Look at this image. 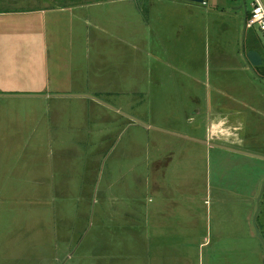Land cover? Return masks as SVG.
Returning a JSON list of instances; mask_svg holds the SVG:
<instances>
[{
    "label": "rangeland",
    "instance_id": "obj_1",
    "mask_svg": "<svg viewBox=\"0 0 264 264\" xmlns=\"http://www.w3.org/2000/svg\"><path fill=\"white\" fill-rule=\"evenodd\" d=\"M80 15L74 53L50 50L49 90L33 91L62 97L0 98V264H92L98 213L163 178L201 200L218 264H264V160L215 148L231 143L211 130L215 107L241 112L232 147L264 157V81L243 56L264 60V34L244 33L242 0H95Z\"/></svg>",
    "mask_w": 264,
    "mask_h": 264
},
{
    "label": "crops",
    "instance_id": "obj_2",
    "mask_svg": "<svg viewBox=\"0 0 264 264\" xmlns=\"http://www.w3.org/2000/svg\"><path fill=\"white\" fill-rule=\"evenodd\" d=\"M94 2L0 0V98L62 97L60 93L50 97L33 91L49 90L48 53L74 49L79 22L86 26L90 23L89 18H81L80 11L90 9ZM215 110L218 112L210 114L214 118L211 130L220 128V138L230 141L231 146L214 147L250 157L243 153L252 152L232 147L240 142L237 136L246 130V117L223 105ZM216 115L220 119L216 120ZM174 136L192 142L182 133ZM143 191L132 195L130 209L117 210L112 205L115 209L98 213L106 220L101 227L94 228V241L93 237L90 239L92 264H218L210 250L213 242L209 215L201 200L177 197L164 178L146 184Z\"/></svg>",
    "mask_w": 264,
    "mask_h": 264
},
{
    "label": "water",
    "instance_id": "obj_3",
    "mask_svg": "<svg viewBox=\"0 0 264 264\" xmlns=\"http://www.w3.org/2000/svg\"><path fill=\"white\" fill-rule=\"evenodd\" d=\"M180 1L194 3V4H204L205 3V0H180ZM238 9H240V7H238ZM245 15H246V11H245ZM245 32H246V22H245V25H244V33ZM243 56H244V58H245V60H246V62L248 64L250 70L254 73V75L258 79L264 81V79L260 78L259 75L256 72V68L261 67L263 65L262 56L255 50H251L248 53H245L244 47H243ZM243 154L248 155V156L253 157V158H258V159L264 160V157H261V156H258V155L247 154V153H243ZM263 190H264V183L262 185L261 193H260V195L258 197V205H259ZM257 216H258V211H257L256 215L254 216L253 225H254L255 230L257 232V235L261 239L263 247H264V239H263L262 235L260 234L259 229H258V227L256 225Z\"/></svg>",
    "mask_w": 264,
    "mask_h": 264
},
{
    "label": "built area",
    "instance_id": "obj_4",
    "mask_svg": "<svg viewBox=\"0 0 264 264\" xmlns=\"http://www.w3.org/2000/svg\"><path fill=\"white\" fill-rule=\"evenodd\" d=\"M233 2L241 0H231ZM246 11V28H257L264 34V0H250L251 10H248L247 0H242Z\"/></svg>",
    "mask_w": 264,
    "mask_h": 264
},
{
    "label": "trees",
    "instance_id": "obj_5",
    "mask_svg": "<svg viewBox=\"0 0 264 264\" xmlns=\"http://www.w3.org/2000/svg\"><path fill=\"white\" fill-rule=\"evenodd\" d=\"M256 72L259 75L260 78L264 79V60H263V65L260 69L256 68Z\"/></svg>",
    "mask_w": 264,
    "mask_h": 264
}]
</instances>
